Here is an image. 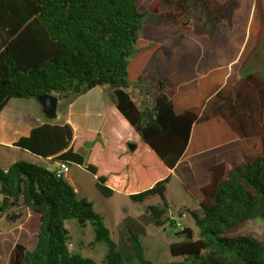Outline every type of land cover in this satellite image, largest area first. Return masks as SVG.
Wrapping results in <instances>:
<instances>
[{
	"label": "trees",
	"instance_id": "16d2710c",
	"mask_svg": "<svg viewBox=\"0 0 264 264\" xmlns=\"http://www.w3.org/2000/svg\"><path fill=\"white\" fill-rule=\"evenodd\" d=\"M238 2L151 0L141 8L139 0H0V111L11 99L44 93L63 107L104 85L113 102L99 135L43 122L13 144L45 163L0 165V220L16 222L24 210L38 216L34 247L14 244L9 264H98L70 251L69 219L92 224L95 241L107 247L101 264H125L103 215L65 177L47 170L55 161L83 167L105 198L118 192L142 203L157 195L161 205L145 207L157 227L176 228L166 191L181 171L183 188L200 209L189 212L198 234L189 226L176 230L162 264H264V239L239 234L250 220L264 222V77L231 69L199 104L175 111V97L195 92L207 73L211 38L195 31L196 18L229 22ZM253 6L258 31L243 64L264 29V0ZM137 83L155 85L153 106L137 105L129 91ZM233 142L239 146L231 154L240 150L241 159L229 154L202 161L206 170L198 175L186 172L198 155ZM127 232L138 264H154L140 235Z\"/></svg>",
	"mask_w": 264,
	"mask_h": 264
},
{
	"label": "rangeland",
	"instance_id": "374dc122",
	"mask_svg": "<svg viewBox=\"0 0 264 264\" xmlns=\"http://www.w3.org/2000/svg\"><path fill=\"white\" fill-rule=\"evenodd\" d=\"M150 1L139 0V6L146 8ZM253 1L239 0L238 8L232 13L229 22L221 21L211 25L204 18H196L194 22L195 31L208 32L211 38V48L206 67L207 74L199 82L200 89L198 87L195 92L177 96L176 105H179L180 97L183 96L184 98L182 99L191 101L190 105L199 104L200 100H198V97L206 93L207 88L210 89L212 84L222 83L224 74L231 69L242 75L255 72L264 77V29L259 48L243 64L244 58L251 49L258 31V19L254 11ZM151 18L155 22L156 18L154 16ZM107 88L104 85L102 88L97 87V89L88 91L82 97L73 96L70 98L69 102H74L70 108V117L82 132H92L97 128V123L102 118L100 114L95 116L90 109L96 94H101L103 102L110 104L111 97ZM129 91L139 107L143 104L153 106L154 98L158 93L154 84L147 87L140 83L132 85ZM30 101H33V99L18 100L16 102L26 107L30 105ZM238 146V142H233L198 155L197 157L201 158V160H191V166L186 172L190 176L198 175L206 170L202 161L206 163L219 162L231 154L232 150ZM83 152L86 154L87 148H83ZM12 155L27 162H33L23 156L22 152L14 151ZM2 157L0 155V164L5 167L7 166V161ZM226 158L235 159V161L241 159V151L237 150ZM35 163L43 164L45 161L39 159ZM78 169L77 166H73L69 172V176L74 182L73 186L79 197L86 198L93 204L94 210L103 215L104 224L110 230L111 238L117 244L125 264H138L132 246L127 240L128 227L140 235L145 255L154 264H162L170 259L168 244L178 240L174 233L180 228L178 226L174 228L168 226V224L164 227L154 225L151 217L146 213L145 207L153 204L161 205V200L157 195L147 198L142 203L133 202L127 196L119 193H114L113 196L105 198L96 189L93 176L85 171L80 173ZM183 177L184 175L181 171H174L173 177L167 185L166 199L169 203L167 216L172 217L176 223H180L181 228L183 226L191 227L196 238L198 234L197 228L194 226L189 212H198L200 209L185 193L182 184ZM37 224L38 216L29 210H24L23 216L16 222L7 223L4 219L0 220V264H9L14 244L21 243L27 249L34 247ZM65 227L71 236L69 241L70 251L92 258L95 262L101 264L107 247L104 242L95 241V232L92 224L86 221L81 225L76 219H69L65 221ZM239 234H249L259 239H264V222L259 219L250 220L246 227L239 230Z\"/></svg>",
	"mask_w": 264,
	"mask_h": 264
},
{
	"label": "crops",
	"instance_id": "0c3cea01",
	"mask_svg": "<svg viewBox=\"0 0 264 264\" xmlns=\"http://www.w3.org/2000/svg\"><path fill=\"white\" fill-rule=\"evenodd\" d=\"M227 73L228 72H226L224 74L223 78L227 75ZM213 85L214 84H212V86ZM93 89H97V87H95ZM93 89H91V90H93ZM91 90H89V91H91ZM208 90H209V88H207V91ZM87 92L85 94H82L79 96L82 97V96L86 95ZM204 94L205 93L201 94L198 97V100H201L202 97L204 96ZM180 98L181 99L179 100V105H176V103H175V111L177 113L181 112L185 107L189 106L191 103V101L188 99H182V98H184V96L180 97ZM32 99H33V101H30V103H29L30 105H28L29 107L28 106L24 107V106L20 105V103L16 102L18 100H28V99H11L7 102V104L0 111V155L3 156L2 158L5 161H7V166H5V167L2 166L4 168H7L9 165H11L15 161L23 160V159H19L17 157H14L12 155L14 151L22 152L23 156H25L26 158L33 161L32 163H35V161L37 162L39 160V158L35 157L31 153H29L25 150H22L18 147H15V146H13V144L20 137L29 135V132L32 128L40 125L43 122L58 123V124L68 123L72 127L73 131H81V129L75 125L72 118L70 117V115H71L70 114L71 113L70 108L74 104V102H69L70 99L68 100L67 104H65L63 107H61L63 101L59 100L57 111H56V116L54 118H47L44 115V113L42 111V106L39 103V101L37 100V98H30L29 100H32ZM175 101H176V97H175ZM112 104H113V102H112L111 98H110V104H105L103 102L102 95L96 94V97L94 99V103L91 106L90 110L95 116H98V114H100V116L102 118L104 109L112 106ZM58 118H60V120H58ZM101 124H102V119L97 123V128L95 130H93V131L97 132V135H99L98 130L101 127ZM23 161H25V160H23ZM180 164L181 163H179L178 166H180ZM73 166H77L79 168L78 172H80V173L85 171L84 168L79 166V165H70L69 171L66 174L65 178L68 180V182L72 186L74 185V182H73L72 178L69 176V172ZM182 180H186V178L183 177ZM94 185H95V178H94ZM115 193H118V192H115ZM185 193H187V192L185 191ZM119 194H121V193H119ZM122 195H124V194H122ZM125 196H127V195H125Z\"/></svg>",
	"mask_w": 264,
	"mask_h": 264
},
{
	"label": "water",
	"instance_id": "95a60500",
	"mask_svg": "<svg viewBox=\"0 0 264 264\" xmlns=\"http://www.w3.org/2000/svg\"><path fill=\"white\" fill-rule=\"evenodd\" d=\"M37 100L42 106V111L47 118H54L56 116V111L59 103V99L56 95L44 93L38 95ZM132 148V145H129Z\"/></svg>",
	"mask_w": 264,
	"mask_h": 264
},
{
	"label": "built area",
	"instance_id": "2783aa9c",
	"mask_svg": "<svg viewBox=\"0 0 264 264\" xmlns=\"http://www.w3.org/2000/svg\"><path fill=\"white\" fill-rule=\"evenodd\" d=\"M69 167V164L66 162L55 161L47 166V170L54 172L58 177H65L69 171ZM176 226L181 228L180 223L178 222L176 223Z\"/></svg>",
	"mask_w": 264,
	"mask_h": 264
}]
</instances>
